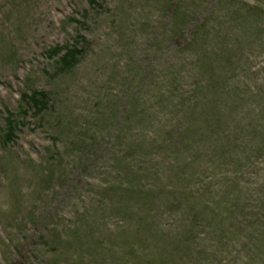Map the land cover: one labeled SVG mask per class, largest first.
<instances>
[{
    "label": "rangeland",
    "instance_id": "obj_1",
    "mask_svg": "<svg viewBox=\"0 0 264 264\" xmlns=\"http://www.w3.org/2000/svg\"><path fill=\"white\" fill-rule=\"evenodd\" d=\"M0 264H264V0H0Z\"/></svg>",
    "mask_w": 264,
    "mask_h": 264
},
{
    "label": "trees",
    "instance_id": "obj_2",
    "mask_svg": "<svg viewBox=\"0 0 264 264\" xmlns=\"http://www.w3.org/2000/svg\"><path fill=\"white\" fill-rule=\"evenodd\" d=\"M73 51L74 50H68V52L63 54L61 57L63 66H66V69H71L75 65V63H73V59L76 58V54ZM11 133H13L12 130Z\"/></svg>",
    "mask_w": 264,
    "mask_h": 264
}]
</instances>
